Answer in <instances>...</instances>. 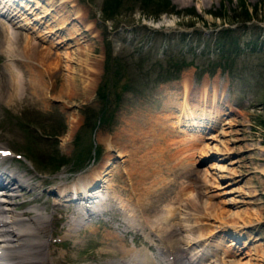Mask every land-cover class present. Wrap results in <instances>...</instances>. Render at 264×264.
Segmentation results:
<instances>
[{
	"label": "rangeland",
	"instance_id": "374dc122",
	"mask_svg": "<svg viewBox=\"0 0 264 264\" xmlns=\"http://www.w3.org/2000/svg\"><path fill=\"white\" fill-rule=\"evenodd\" d=\"M59 1L7 2L29 6L33 44H53L48 68L59 64L55 55L77 52L73 62L63 59L57 79L41 81L38 91L29 85L11 92L5 69L14 62L0 53V148L10 154L0 170L28 184L14 213L43 208L48 225L55 224L53 235L52 226L45 233L57 259L49 264H117L133 255L140 264L148 257L153 264H188L190 255L178 251L190 237L200 242L189 253L222 239L206 262L227 250L241 264H264V0H167L172 11L158 16L151 6L123 0L124 9L110 18L103 16V0H73L72 20L52 6ZM45 9L35 24L34 13ZM162 18L174 26H149ZM112 69L122 76L109 89ZM72 72L76 95L66 91ZM98 117L106 123L91 133ZM60 158L66 164L52 174ZM95 172L110 179L102 203L108 211L80 227L81 244L58 242L78 213L63 205L58 210L47 192L73 191L80 182L78 189H89L101 177ZM203 182L208 194L199 189Z\"/></svg>",
	"mask_w": 264,
	"mask_h": 264
},
{
	"label": "bare ground",
	"instance_id": "6f19581e",
	"mask_svg": "<svg viewBox=\"0 0 264 264\" xmlns=\"http://www.w3.org/2000/svg\"><path fill=\"white\" fill-rule=\"evenodd\" d=\"M8 1L7 0H0V30L4 33V36L0 35V37L3 36V40H2L3 43L1 42L2 46L0 49V53L4 54L9 60H12L14 62L13 64L10 63V64H12V67H10V68L8 66H5V67H8L5 69L6 74L9 75V77L11 79L9 82V88L8 89H10L11 92H17L16 91L17 86H18V89L21 90L24 86H26L28 88L30 85L31 88L34 86L35 89H37V91H38V90H40L41 85H43L41 83V81L44 83V80H46V79L49 81H51L53 79L54 80L57 79L58 75H61V71H62V69L61 68L58 69V67H61V66L65 67L62 65L63 59L65 58L66 59L65 61H67V63H71L74 61L73 59H75L77 52H75V53L71 52L72 54H66L65 56L55 55L59 64L58 65L56 64L54 68H51V69L48 68L49 67L48 65L51 64V63H49V61L51 62L53 60V59L49 60L51 57H53V54L49 52V50L51 48H53L52 47L53 44L51 43V46L49 48H47L48 50L44 49V47L42 46L46 42L45 39H41V42L37 41L38 43L33 44V40H35V39L33 37V40H32L29 37L31 34L28 33V31H29L28 27H30V24H34L32 21H30L29 18H27L28 13L26 10H28L29 6H27V8L23 9L22 6H24V5H22V2H21L18 7L17 6L13 7V5L7 4ZM16 1L17 0H10V2H16ZM56 1H58V0H56ZM72 2H73V0H60L58 3H56L55 5H52V6H55L61 12L65 11L66 12V15H65L66 19L72 20V17H71L72 12L68 10L69 7L71 6ZM43 12H46V9H45V11H40L39 13L38 12L34 13L33 19L35 20V24L40 22V20L43 19V17H44V14H42ZM48 13H49V11H47V14ZM74 14H78V11H75ZM74 14H73V16H74ZM73 18L76 19L77 17H73ZM23 21H25V22H23ZM22 23H24V24H22ZM155 26L163 27V28H167V27L170 28V27L174 26V22H173V20L169 21L167 19H164V20L156 23ZM23 32H26L27 35H25ZM1 39H2V37H1ZM1 39H0V41H1ZM62 42H66V39H63ZM57 47H59V46H56V48ZM68 49H71V47L68 46ZM53 50H55V49H53ZM54 52L55 51H53V53ZM15 62H18V64L17 63L15 64ZM15 69L17 71H15ZM25 78L29 79V81L27 79L25 80ZM68 79H70V85L66 91L71 93V94L72 93L75 94V92H77V84H76L77 83V80H76L77 74L75 75L74 72H72ZM44 84H46V83H44ZM35 89L33 91H35ZM44 90L46 91V88L43 90L41 89V93H42V91L45 92ZM78 91H80V90H78ZM58 94L61 95V92ZM5 96L7 97L8 95H5ZM68 96H70V95L68 94ZM1 97H2V95H1ZM14 97H16L15 94H12V96L10 95V97L9 98L7 97V99L9 101H13L14 99H16ZM58 98H62V97H58ZM19 99L20 98H18V100ZM45 101H47V100H45ZM201 101H203V100H201ZM26 102H28V101L26 100ZM183 119H185V118L183 117L181 119L182 122H183ZM187 121L189 122L190 126L203 127V125L198 126L194 120H187ZM206 128H208V127H206ZM151 131H152V133L157 132L154 128H151ZM158 132H159V130H158ZM149 135H150V132H149ZM151 136H152V134H151ZM125 142H127V140ZM126 149H128V148H126ZM0 151H6V150H3L0 148ZM106 157H107V155H106ZM215 168H216V165H212L209 169L212 170ZM205 172H207V170ZM140 174H141V171H140ZM95 175L101 176L96 180V181L100 180V184H99L100 187L99 188L96 187L97 189H94L92 191H87V189H85V190L81 191L80 189H77V185H76L75 187L72 188L73 191L67 190L66 188H68V187H66L64 189L62 188L61 190H59L57 192L56 197L58 198V200H56V204L66 206L68 208L73 207L77 210L78 216L71 219L69 227L66 229V232H65L66 237H73L74 238L75 244H77V242H79L77 240L78 227L85 225V222H88V220H89V216H87V214H91V213L95 214L99 211L104 210L101 206H103L102 203L106 199V194H107V189H109L110 179L105 178L106 175H104V172L96 173ZM102 177L105 179L103 180ZM7 179H9V180H7ZM199 179H201V178H199ZM82 182H84V181H82ZM92 182H95V181H92ZM78 185H82L81 182L78 183ZM93 187L95 188V186H93ZM27 188H28V184H27L26 180L22 178V176H20L18 174L6 173V170H4V169L0 170V264H49L48 258L51 254V251H49L47 248L48 244H49V239L41 240V238H40V234H44L45 229L48 227V218L42 212L43 208L31 207L28 209V211L26 213H24V212H20L17 214L14 213V207H15L14 206V200L16 199V197H18L20 195V192H22L24 189H27ZM80 188H82V187H80ZM85 188H86V186H85ZM199 189L201 191H203L202 193H204V194L207 192L208 193L210 192V191H207V185L204 184V182H203V185L199 186ZM79 191H81V192H79ZM68 195L70 196L69 198L67 197ZM77 195H80L81 198H77ZM211 195H212V193H211ZM73 197L77 198L76 203H74L75 201L73 200ZM109 197H111V196H109ZM202 204L205 205V202H203ZM207 204H208V200H207ZM26 214H29V215H26ZM219 217H220V215H219ZM190 226H192V225H190ZM209 226H208V229H209ZM201 231H202V228H201ZM198 232H199V230H198ZM202 232H200V233H202ZM197 237H198V235H197ZM201 239H203V238H201ZM198 242H200V241H198V239H195V238L191 239V237H190V240L189 239L184 240V244L182 245L183 247L181 249H179V251H178L182 255L187 254V253H188V255H190L189 258L187 259L188 264H241L240 263L241 259L240 260L237 259V257L235 255L230 254V252L227 250L224 251L221 254V256L216 258L215 260L213 259V261L206 262L208 254H210L212 252L211 249L213 247L219 248V245H221V243H222V239L210 241V242L208 241L207 244L202 245L201 248L198 249V251L196 250V251H192V253H189L188 250L191 247H193L194 245H196ZM32 243L33 244L34 243H36V244L41 243V245L42 244L43 245L35 247L36 251L34 253V252H32V250H33ZM233 245H234V242H231V244L228 246L230 247ZM126 253H127V250H122L123 256ZM211 256H212V254H211ZM172 257H173V260H171V261H174L176 259V257L174 255ZM211 258H213V257H211ZM144 263L145 264H153L151 262V260H149V259L145 260ZM119 264H140V260L136 256L133 255V257L130 258L129 260L119 261ZM168 264H172V263H168ZM247 264H251V263H247Z\"/></svg>",
	"mask_w": 264,
	"mask_h": 264
},
{
	"label": "trees",
	"instance_id": "16d2710c",
	"mask_svg": "<svg viewBox=\"0 0 264 264\" xmlns=\"http://www.w3.org/2000/svg\"><path fill=\"white\" fill-rule=\"evenodd\" d=\"M129 1H133V2H138L143 8L147 9L148 7L151 6L152 8V13L156 16L159 15V13L162 12H167V11H172L171 9H169V2L167 0H129ZM124 9V4H123V0H103L102 1V13L104 14L103 16H105L106 18H110L115 16L114 14H116L117 12H119L120 10ZM130 9V8H128ZM158 12V13H157ZM246 15L248 12H244ZM216 16V15H215ZM218 17V15H217ZM220 17V15H219ZM158 18V17H156ZM172 58H169L167 60V63H169L170 65H173V67L175 68H179V66L177 65V62L172 61ZM182 64L185 65L184 60L180 61ZM108 79L109 80H105V86L111 81L112 85L110 86L109 89L115 88L114 84L112 82V80L114 81L115 78H119L120 76H122L121 73H119L118 71L112 69L111 71H109L107 73ZM95 123L92 124L91 128L94 129L98 124H105L106 120L105 119H101L100 117L95 118ZM262 126L264 128V121L262 123ZM87 127V126H86ZM79 141V139L77 138V142ZM66 164L65 160L60 158L57 162V164L52 168V170L56 169V171L61 167V165Z\"/></svg>",
	"mask_w": 264,
	"mask_h": 264
}]
</instances>
